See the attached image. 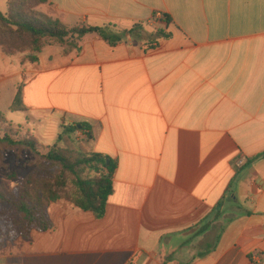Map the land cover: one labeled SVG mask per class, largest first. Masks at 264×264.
Instances as JSON below:
<instances>
[{
  "label": "crops",
  "instance_id": "0c3cea01",
  "mask_svg": "<svg viewBox=\"0 0 264 264\" xmlns=\"http://www.w3.org/2000/svg\"><path fill=\"white\" fill-rule=\"evenodd\" d=\"M36 9L121 37L88 34L78 50L49 39L36 63L16 54L24 113L89 124L87 151L116 165L113 192L100 220L51 204L53 228L4 247L0 264H264V0Z\"/></svg>",
  "mask_w": 264,
  "mask_h": 264
},
{
  "label": "trees",
  "instance_id": "16d2710c",
  "mask_svg": "<svg viewBox=\"0 0 264 264\" xmlns=\"http://www.w3.org/2000/svg\"><path fill=\"white\" fill-rule=\"evenodd\" d=\"M47 3L48 0H11L7 13L0 12V50L3 55L28 52V61L36 63L37 55L49 39L67 45L68 49L77 50L75 42L88 34L97 33L110 44L120 41L121 37L110 39L100 28H67L59 21L35 11ZM163 19L167 23L170 21L166 16ZM155 37L165 36L157 32ZM23 87V83L16 87L9 111L27 112L23 103ZM18 133L21 132L0 114V154L4 149L26 150L39 165L12 190L0 189V204L8 206L18 216L20 224L16 231L8 223L0 222V250L18 238L29 241L32 231L41 233L51 230L53 225L49 220L48 208L59 200L69 202L81 211L90 212L97 220L102 219L113 192L116 165L102 154L87 151L86 144L93 139L92 127L85 123L61 126L52 147L40 146L29 133L22 136H18ZM76 133L84 136V146L75 141ZM261 156L264 154L254 160Z\"/></svg>",
  "mask_w": 264,
  "mask_h": 264
},
{
  "label": "rangeland",
  "instance_id": "374dc122",
  "mask_svg": "<svg viewBox=\"0 0 264 264\" xmlns=\"http://www.w3.org/2000/svg\"><path fill=\"white\" fill-rule=\"evenodd\" d=\"M10 1L11 0H0L1 13H7ZM35 11L38 14H42L43 12L42 9H36ZM72 40L74 41V39ZM68 41L70 42L71 39ZM25 54H27L25 62L30 63L28 61L29 53L26 52ZM20 68V62L17 60L16 54L5 56L0 50V114H2L8 122L15 125V128L21 132L18 133V136L29 133L40 146L52 147L55 145L56 137L60 134V125L54 119L46 115L47 118L42 123L43 125H41L42 119L41 113L39 112L27 114L9 111V106L15 95L16 87L28 79L26 77L25 80L22 81L20 74H18L21 70ZM3 77L7 78L3 79ZM74 139L77 143L84 146L83 143L85 138H81L80 133H76ZM38 167L39 165L35 158L26 150H2L0 154V189L12 190ZM0 222L8 223L7 225L11 228H15V230L20 228L18 216L11 212L9 207L4 204H0ZM18 240L22 239L18 238L16 241Z\"/></svg>",
  "mask_w": 264,
  "mask_h": 264
},
{
  "label": "built area",
  "instance_id": "2783aa9c",
  "mask_svg": "<svg viewBox=\"0 0 264 264\" xmlns=\"http://www.w3.org/2000/svg\"><path fill=\"white\" fill-rule=\"evenodd\" d=\"M81 138H84V136H83V135H81ZM241 164H242V161H240V162H239V165H241Z\"/></svg>",
  "mask_w": 264,
  "mask_h": 264
},
{
  "label": "water",
  "instance_id": "95a60500",
  "mask_svg": "<svg viewBox=\"0 0 264 264\" xmlns=\"http://www.w3.org/2000/svg\"><path fill=\"white\" fill-rule=\"evenodd\" d=\"M108 164V162H106Z\"/></svg>",
  "mask_w": 264,
  "mask_h": 264
}]
</instances>
